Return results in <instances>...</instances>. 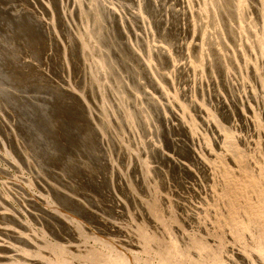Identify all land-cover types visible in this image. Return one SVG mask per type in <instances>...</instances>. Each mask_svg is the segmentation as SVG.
<instances>
[{"label":"bare ground","instance_id":"1","mask_svg":"<svg viewBox=\"0 0 264 264\" xmlns=\"http://www.w3.org/2000/svg\"><path fill=\"white\" fill-rule=\"evenodd\" d=\"M128 2L0 0V264H264V0Z\"/></svg>","mask_w":264,"mask_h":264},{"label":"rangeland","instance_id":"2","mask_svg":"<svg viewBox=\"0 0 264 264\" xmlns=\"http://www.w3.org/2000/svg\"><path fill=\"white\" fill-rule=\"evenodd\" d=\"M110 1V3L112 4L113 2H114V4H112V5H114L115 6V4H116V7H117V5H118V10L120 9V10H122V11H124V12H122L121 13V11L120 12H118V10H117V13L119 14V16L120 17H122L123 18V16H124V18H125V21H131V19L130 18H134L133 17V15H135L134 13H136L135 11V7H136V9H138L137 8V6L138 5H131V2L128 4L127 3V1H123V0H117V2H116V0L114 1V0H109ZM119 1H121V2H119ZM130 1H132V0H130ZM143 2L144 1H142V4H143ZM118 3V4H117ZM120 3V4H119ZM125 4L124 5V8L122 7L123 6V4ZM133 4V3H132ZM147 4V2H145V4H144V6ZM121 5V6H120ZM128 5V6H127ZM130 7V9L131 10H129V8H125V7ZM161 6V5H160ZM128 10V11H126L125 12V10ZM132 9L134 10L133 12H132ZM132 13H131V12ZM173 11V10H172ZM129 12V13H128ZM148 12V14H149V11H147ZM124 13H126V14H124ZM122 14H124V15H122ZM133 14V15H132ZM147 13H145V16L147 17V16H149ZM127 16H131L130 18H128ZM106 17V19L104 18V23H106V26H107V24L109 23V25L111 24V20L110 19H112V17H110V19H109V21L107 20V18H109V17H107V16H105ZM150 17H151V15H150ZM121 18V19H122ZM124 18H123V20H124ZM147 18H149V17H147ZM105 20H107V21H105ZM171 20H169V23L168 24H171L172 22H170ZM132 23H134V21H132ZM136 23V22H135ZM164 23V22H163ZM162 24V23H161ZM161 24H159L158 25V27L161 25ZM168 24H166V22L164 23V24H162L163 25V27H156V26H154V28H151V30H149V32L150 33H148V32H144L143 34L145 35H142V34H140V33H142L141 31H142V26L140 25V23L137 25V23H136V26H135V24H134V28H139V29H134L135 31L137 30V31H139V37H138V40L136 41H134L133 40V42H135V46H137L139 43H140V45L141 46H143L141 43H143V42H140L139 40H140V38H141V41H142V39H145V40H149V42H150V44L152 45V46H154V48H155V46L157 47V46H163V44H164V46H165V44L167 43H169L170 42V39H169V37H167L166 35H165V29H166V26L167 27H169V25ZM165 26V27H164ZM108 27V26H107ZM161 28V29H160ZM162 29H164V30H162ZM158 31V33H157V31ZM162 30V31H161ZM152 31H153V33H152ZM160 31L162 32L161 33V35L159 36V34H160ZM112 32V31H111ZM163 32H164V35H163ZM187 31H186V29L184 30V32H182L184 35H182V33L180 32V35H179V37H180V41H179V37H178V41H179V43L181 44L182 43V40H183V42H185V40L187 41V39L186 38H183V36L184 37H188L189 38V36H188V34L186 33ZM155 33L158 35V36H156L155 37ZM147 34V35H146ZM154 34V35H153ZM153 35V36H152ZM149 36V37H148ZM113 37V36H112ZM146 37V38H145ZM150 37H151V41H150ZM158 37V38H157ZM162 37H164V38H162ZM155 38V39H154ZM182 38V39H181ZM113 39H114V37H113ZM156 40V41H155ZM161 40H163L162 42H161ZM169 40V41H168ZM152 41H153V43H152ZM155 41V42H154ZM158 41H159V43H158ZM137 42H139V43H137ZM115 44V43H114ZM154 44V45H153ZM183 44V43H182ZM181 44V45H182ZM139 45V46H140ZM138 46V47H139ZM140 46V47H141ZM112 47H114V46H112ZM142 48V47H141ZM178 54H179V52H177ZM121 54V53H120ZM132 56L131 55H127V54H125V52H123L122 54H121V56H119L118 57V59H117V61H118V64H119V67H120V65L122 64L123 65V67L119 70V72H120V75H121V77L123 76L124 77V79H123V81L124 82H127L128 84H129V93L130 94H132V89H136L137 88V85L136 86H134V85H131V84H134L135 82H134V79H133V81H132V78H133V76L131 75L130 76V74H129V67L130 66H134L135 64L138 66L140 63H139V61H136V63H135V61H133L132 59ZM157 60H158V63H157ZM155 62L159 65V59H155ZM140 86H141V88H140V90L141 91H144L146 88H152V86L149 84V83H145L144 81H142L141 83H140ZM130 103H131V105L134 107L135 106V102H134V100L131 98L130 99ZM31 117L33 118L30 122H29V125H35L37 122H38V119H41V118H43V116H40L39 114H33V113H31ZM35 129V128H34ZM48 140L51 142H53V139H52V137H48ZM38 141H39V144L40 145H38V146H40V148H42V149H47L48 147H49V145H50V143H49V141H47V139H45L44 141L42 140L41 141V139H38L37 140V143H38ZM41 142H43V143H41ZM46 142H48L47 144H48V146H47V144H46ZM36 143V144H37ZM45 143V144H44ZM45 146H44V145ZM64 146L66 147V148H69L71 151H72V149H73V151L72 152H76V153H78V150L77 151H75V149L74 148H72L71 146L72 145H69V144H62V147L64 148ZM0 151H1V149H0ZM44 152V154H50L51 155V153H49V151L48 152H46V151H43ZM43 152H42V154H43ZM4 153L1 151L0 152V155L2 156V158H5V156L3 155ZM2 158L0 157V195H7V193L5 192L6 190H5V186H3L5 183H6V181L8 180L6 177H8V174H11V177L12 176H15L16 175V171H14L15 169L13 168V169H11L12 167H10L11 165H10V163H9V161H8V163H9V165H7L8 163L6 162V161H4V160H7L6 158L4 159V160H2ZM5 162V163H4ZM8 166V167H7ZM10 167V168H9ZM4 168V169H3ZM3 170H7L6 172H3ZM15 172V173H14ZM1 173H3V174H1ZM8 173V174H7ZM25 173V176L27 175L28 176V173L27 172H24ZM4 175H6V176H4ZM24 176V177H25ZM26 176V177H27ZM9 178V177H8ZM4 193V194H3ZM17 201H15V200H12V199H10V205H13L12 207L16 210V211H18V212H22L21 211V209H20V205H19V203L17 202ZM18 204V205H17ZM24 216V215H23ZM95 241L92 239H90L89 241H88V243H89V246L90 247H95V249L97 248V250H102L103 249V247L99 244V243H97V242H95ZM91 244V245H90ZM102 248V249H101Z\"/></svg>","mask_w":264,"mask_h":264}]
</instances>
